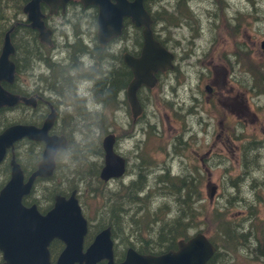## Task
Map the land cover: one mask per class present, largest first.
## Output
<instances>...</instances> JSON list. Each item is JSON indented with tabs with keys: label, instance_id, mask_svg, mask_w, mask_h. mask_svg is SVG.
<instances>
[{
	"label": "rangeland",
	"instance_id": "374dc122",
	"mask_svg": "<svg viewBox=\"0 0 264 264\" xmlns=\"http://www.w3.org/2000/svg\"><path fill=\"white\" fill-rule=\"evenodd\" d=\"M21 1H0V35L13 25L16 61L24 69L17 77L20 81L27 76V88H32L38 68L57 55L40 46L33 30L22 24ZM177 1L168 11L160 6L152 9L156 35L175 51L174 66L160 74L151 89H139L143 110L135 123L119 89L126 76L117 56L121 47L137 51L139 33L131 25L122 41L92 50L90 59L78 54L87 62L78 71L89 76L69 84L71 94L64 87L53 90L66 93L65 99H78L71 109L59 107L64 113L50 130L69 137L71 148L60 155L62 172L37 180L30 198L46 209L55 193L69 195L75 188L93 234L98 224L109 221L106 209L110 207L121 219L120 232L115 230L112 236L111 230L115 260L121 259L129 242L133 248L141 247L144 242L139 239L148 240L156 251L158 240L153 231L159 221L175 211L186 217L192 209L199 215H194L186 236L180 238L187 240L197 231L206 234L217 251L211 264H264V257L259 256L264 253V47H260L264 44V0H194L190 8L185 0ZM71 10L65 26L58 24L64 35L56 36L54 53L65 50L67 41L76 40L75 48H93L92 10ZM68 51L73 57L75 51ZM234 53L238 55L235 60ZM115 68L119 75L113 73ZM106 77L114 79L111 90L100 85ZM51 80L46 79V87ZM97 81L96 95L83 92L94 90ZM49 90L45 88L44 94L54 100ZM82 96L87 98L85 106ZM38 111L14 110L12 119L24 116L28 122L38 121ZM234 115L246 120L240 124L243 128L234 124ZM254 120L262 126L253 124L254 129H248L246 125ZM110 130L117 136L115 148L125 157L126 170L119 178L104 182L98 177L103 163L100 142ZM16 150L17 160L29 172L28 166L36 162L42 147L23 143ZM168 186L177 194H171ZM211 186L215 193L209 199ZM135 194L138 199L132 201ZM215 213L223 215L228 228L217 227Z\"/></svg>",
	"mask_w": 264,
	"mask_h": 264
},
{
	"label": "water",
	"instance_id": "95a60500",
	"mask_svg": "<svg viewBox=\"0 0 264 264\" xmlns=\"http://www.w3.org/2000/svg\"><path fill=\"white\" fill-rule=\"evenodd\" d=\"M45 2L56 7L65 5L67 0H29L23 5L29 25L39 31V38L50 43L49 30L45 29L39 3ZM84 4L94 3L99 6L98 35L102 44L106 39L117 35L121 29L122 16L128 15L134 25H142V44L139 54L123 55V61L130 68L132 78L125 88V96L133 119L140 114L142 107L136 96L141 86L151 88L156 85V73L173 67L172 53L155 39L152 34L151 18L142 5V0H81ZM0 50V81L11 80L14 72L9 56L14 51L10 42L9 31L3 37ZM210 91L209 86H206ZM20 98L8 93L0 86V106L13 105ZM31 102V98H21ZM55 112L51 110L40 126L33 124H11L0 132V162L15 141L26 137L42 143V150L35 168L26 177L19 162L12 154L9 162V178L0 189V248L3 250V264H206L214 254V246L206 234L197 231L190 238H180L176 248L165 252L141 253L131 247L120 260H115L114 239L111 226L105 225L93 234L88 243L87 218L83 215L77 199L76 189L69 195L55 193L52 206L41 213L35 204L24 206L22 198L33 187L37 178L48 179L54 173L56 154L66 147L67 139L63 134L50 133L54 125ZM115 136L107 133L101 139L103 164L99 178L107 181L117 178L125 171V158L114 150ZM25 178V180H24ZM211 186L209 196L214 194ZM53 239L62 242L63 247L51 263L49 246Z\"/></svg>",
	"mask_w": 264,
	"mask_h": 264
},
{
	"label": "flooded vegetation",
	"instance_id": "af4514ba",
	"mask_svg": "<svg viewBox=\"0 0 264 264\" xmlns=\"http://www.w3.org/2000/svg\"><path fill=\"white\" fill-rule=\"evenodd\" d=\"M27 1H29V0H22L23 4L21 5V8H20L21 10L23 8V5ZM127 1L131 2L132 0H127ZM142 1H143L142 2L143 8L145 9L146 12L149 13L150 18H151L150 27H151L153 36L159 41V43H161L164 47H166L168 50H170V52L173 55V57H172V59H173L174 56H175V51L168 46L167 42H165L163 39H160L159 36L156 35V32L154 30V24L156 22V18H155L154 12H152V9L155 10V9H157V7L160 6V7H163L164 9H166L168 11V10H171L172 7L176 6L178 4V1L177 0H142ZM179 1L184 2L183 0H179ZM185 1L187 2V4L190 3L189 4V8H190V5L192 3H194V0H185ZM110 2L111 3H115V0H110ZM174 2H176L175 5H174ZM162 3H164V5H162ZM64 4L65 5H63V6L57 4L56 7L51 8V6L48 5L45 2L41 1V3H39V5H40V13H41V17H42V21H43L44 27H45V29L49 30L48 38L50 40V43H48L46 41H43V40L42 41L40 40L39 31L29 25V21L26 18L27 17L26 13H24L23 10L21 11V14H22V16L24 18V21H22V24L26 25L27 28L33 30V32L35 33V41H37V43L39 42L38 44L40 46L46 47L48 50H52L51 52H53L52 54H53L54 57H55V55H57L55 60H52L50 62H44L43 66L38 68L39 74H38V77H37V82H35V85L32 88H27L28 87V85L26 83L27 79H28L27 76H25V75L21 76V80L20 81H19V79L17 77V74L18 73L20 74L24 69L21 67V65L19 66L17 61H16V58H18V54H17V45H15V42H13L14 41L13 40L14 39V35H13L14 33H13V30H12L13 29V27H12L13 25H10V28L8 27L2 33L3 35H0V50H1V47H2V44H3V42H2L3 41V37H4L5 33H7V31H9L10 42H12L13 47H14L13 53H11V55L9 56V59L13 63V66H14V72L12 74V79L11 80H6V79L1 80L0 81V86L3 88V90H6L8 93L9 92L13 93V94L17 95L20 98L18 100V102L13 104V105H10V106L2 105V106H0V132H2L5 128L11 126V124H15V123H18V124L25 123V124H33V125L35 124L37 126H40L42 124V122L45 120L47 114L49 112H51V110L55 112L54 122L58 121L59 117L61 116V113H64V111H62V112L59 111L60 110L59 107L61 105H65L67 108L71 109L72 102L74 100L78 99V97L77 98L76 97L75 98H70L69 97L68 99H65L64 96H66L65 95L66 93H68V94L70 93L71 94V92L69 90H67L68 85L73 83V81L76 82L77 80L79 81L80 78L83 79V77H88L89 76V75L83 73L82 71H78V69H79L78 66L80 64L84 65L85 63H87L86 60H85L86 58L83 59V55L87 54L88 58L90 59V57H92V50L94 51V50L107 49L114 42L122 41V39L124 38L125 32L129 29V26L132 25L133 30L134 31L136 30V33H139L138 34L139 40L141 39L139 48L135 52L133 50L128 49L127 47H125V48L121 47L118 50V56H117V60L119 61V64L122 66V68H124V70H123L124 73H125L124 76H126L121 81L122 84H125L124 88L123 89L119 88L120 92L124 93V96H125V88L127 86V83L129 82V80L132 78V72L130 71V68L127 66V64H125V62L123 61L122 58H123V55L125 54V52L129 53V54H131L133 56H137L139 54V51L141 49L140 47H141V44H142L141 32H142V29L144 28V26H142V25H140V26L134 25L132 20H131V17L128 16V15H124V16H122V19H121V26L122 27L120 29V32L117 35H113V36L109 37L108 39H106L101 44L99 42L98 38H97L98 29H99V27H98L99 6L97 4H94V3L84 4L81 0H67ZM88 8H90L92 10V15H93V19H92L93 46H91L93 48H91L90 51H88L86 48H83V46H78V47L75 48V46H76L75 44L77 43L76 40L72 41V42H68L67 41L65 43V46H64L65 50L63 49V51H59L60 52L59 54L58 53H54L55 49H57V46H56L57 43H56V40H55L56 36L62 37L64 35V30H62V28H59L58 24H60V26H65V21L67 19H69L66 15L68 14V11H70L71 9H72L71 11H75V10L77 11L79 9L88 10ZM163 8H161V9L163 10ZM64 16H65V18H64ZM16 24H17V22L15 23V25ZM67 29L69 31V28H67ZM226 33L229 35V33L227 31H225V34ZM90 44L92 45V41H91ZM260 47L261 48L264 47L263 42L260 43ZM68 50H72L73 53L75 51L73 57L72 56L70 57V55L68 54V52H69ZM66 51H67V53H66ZM78 54H83V55H78ZM74 56L75 57L77 56V57L74 58ZM237 57H238V55H235V53H234L233 59L235 60ZM88 58H87V60H88ZM56 63H58L59 65L57 66ZM59 66H61V67H59ZM173 66H174V63H173ZM171 69H173V67ZM171 69H169V70H171ZM115 70L116 71H114L113 73H116L117 75H119L118 69L115 68ZM163 73H165V72H163ZM48 78H52V80L50 81V84H48V87H46L45 86L46 79H48ZM101 82H102V79H101ZM31 84H32V82H31ZM95 84H96V82H94V86H95ZM57 86L59 88H62V87L66 88V91H65L66 93L64 94L60 89H58L56 92H53V90H55V88ZM49 87H52V88H49ZM45 88H47L48 90L52 89V90H49V91L54 94V96H55L54 100L52 98H50V96L48 94H44ZM97 90H98V87L96 86V87H94V90L92 88L91 89L85 88L83 90V92L85 93V92L93 91L95 93V95H96ZM138 91L136 93V96L138 94ZM209 92H211V88H210ZM22 97H24L26 99L31 98V102H26L25 100H22L21 99ZM82 97L84 98V96H82ZM137 97H138V102H139L140 101L139 100V96H137ZM85 99H87V98H84V106H85ZM126 101H127V99H126ZM139 104H140V102H139ZM127 105L129 106L128 102H127ZM243 107H245V106H242V105L240 106V108H243ZM36 109L39 110L38 111L39 112L38 121L28 122L27 119H23L24 116H22V119H20V120L14 121L12 119L13 115H14V113H13L14 110H19L20 112L28 113L27 110L28 111L29 110L34 111ZM130 112H131V108H130ZM131 115H132V113H131ZM139 116L137 115L134 118L135 120L132 119V117H131L132 122L135 123ZM234 116L236 117V118H234V120H235L234 124L236 126L238 125L239 128H243V126H241L240 124L244 125V123H241V122L242 121L245 122L246 120L243 119L242 116H238V115H234ZM238 117L240 119H238ZM253 124H256V125L259 124L260 126H262V124L258 120L250 121V123L248 125H246V126H248V129H249V126L252 129H254V125ZM53 127H54V125L52 126V128ZM106 133H114V132H112L110 130V131H107ZM114 135H115V141H114V144H115L117 136H116L115 133H114ZM23 143L27 144L28 146H30L32 143H37L40 148L42 147V143L41 142L32 141L31 139H28L26 137H23V139H21V140L15 141L13 143L12 149H8L6 151L4 158L0 162V175H2L0 177V189L2 188L4 183L8 180L9 175H10V172H9V162H10V160L9 159L12 156V154L16 158V155H17L16 147L18 145L23 144ZM100 144H101V142H100ZM246 146H249V145H246ZM247 148L248 147H246V149ZM31 150H32L31 148H27L26 149V151H31ZM115 151H116V148H115ZM116 153H119V152L116 151ZM38 158H37V160H38ZM16 160H17V158H16ZM37 160H36V162H37ZM36 162L34 163L33 168L31 167L29 169V172L25 171L22 168V166H21V164L19 162L20 167H21L22 171L24 172V177H26L30 172H32V170L35 168ZM125 162H126V159H125ZM48 179L37 178V180H48ZM24 180H25V178H24ZM37 180H35L34 185L37 183ZM34 185L31 188V190L27 194H25V196L22 198V204L24 206H28V205H31V204H35L36 205V199L33 198V197H32V199L30 198V195H31L30 193H31V191L34 188ZM52 202H53V196H52L51 204H52ZM51 204L49 206H47L46 209H40L39 206H37V205L36 206H37V208L39 209V211L41 213H44L45 211H47L52 206ZM123 255H124V253H123ZM123 255H122V257H123ZM122 257H121V259H122ZM4 262H5V259H4V255H3V250L0 248V264H3Z\"/></svg>",
	"mask_w": 264,
	"mask_h": 264
},
{
	"label": "trees",
	"instance_id": "16d2710c",
	"mask_svg": "<svg viewBox=\"0 0 264 264\" xmlns=\"http://www.w3.org/2000/svg\"><path fill=\"white\" fill-rule=\"evenodd\" d=\"M112 82H114V79L113 78L110 79L109 77H106V78H103L102 79V82H100V85L102 86V88L111 90L114 87V85H113ZM96 83H98V81ZM124 85L125 84L120 83V88L123 89L124 88ZM70 143H71V140L68 137V139H67V145H66L67 147L64 150L59 151L58 154H57V156H56V165H55V169H54L55 172H54V174L51 177H53L55 175H58V174H60V172H62L60 170L61 169L60 167H62L60 155H62L68 149L70 150V148H71ZM69 146H70V148H69ZM101 154H102V152H101ZM33 165H34V163H31L28 166L29 169L31 167L33 168ZM75 173H76V170L70 172V174H75ZM96 175H97V173H96ZM163 176H164V174H163ZM78 180H80V178ZM135 181L136 180L132 181V183L139 182V181H136V182ZM72 186H74V185H72ZM169 189H170V187H169ZM169 192H171V194H177L174 191H172V189H170ZM132 195L133 194H131V196ZM182 195H185V194L182 193ZM137 199H138V197L136 196V194H135V197H132L131 198L132 201H135ZM166 207L167 206L165 205L162 209H164ZM177 207H178V205H177ZM192 207H193V205H192ZM105 208H107V207H105ZM159 208H161V207H159ZM177 211L178 212L181 211V208L178 207ZM106 212H107L109 221L106 224H98L97 225V229H100V228H102L105 225H110L111 226V230H112V236H114L115 235V230L116 231L118 230L120 232L121 226H120L119 222H120L121 219L119 218V215L117 216V214H115L114 212H111L110 207H108V211L106 209ZM106 212L102 211V214L106 215ZM175 213H173V215H171V217H168V219L159 221V223H158L159 225L156 226L155 230L153 231V236L155 238H157V240H158L157 241V244H156V246H158V249L156 251L155 250H152L151 247H149V241L146 240V239L145 240L139 239L140 242H144V244H142V246L139 247V248H135V247L133 248L132 247L133 245L130 242L127 245H129V247H131L133 249H136L138 252H141V253L149 252V253H153V254H158L159 252L167 251L170 248H175L176 242L178 240H180V237L186 236L185 235V232L193 224L192 223L193 222L192 220H193L194 215L195 216L196 215H199V212H197L196 214H194V211L191 209V212L186 217L184 216V214H181V215L177 216L178 214H177L176 211H175ZM215 215L219 216L218 221H216V223L218 222L217 227L221 229L220 225L221 226L223 225L224 227L228 228L227 227L228 223L224 220L223 215H221L220 213H218V214L215 213ZM135 229H139V228H135ZM93 232H94V230H92V232H89L88 231V234L86 235V243H88L89 240H91V238H89V236L91 234H93ZM135 237H137V236H135ZM209 240L211 241L210 238H209ZM212 244L214 245V243H212ZM62 247H63V244H62L61 241H59L57 239L52 240L51 245L49 246L50 253H52V258L56 257V255L59 253V251L62 249ZM261 251H263V250H261ZM215 255L212 256V258L207 262V264H211L212 263V259L215 257ZM259 256L264 257V253H260Z\"/></svg>",
	"mask_w": 264,
	"mask_h": 264
},
{
	"label": "bare ground",
	"instance_id": "6f19581e",
	"mask_svg": "<svg viewBox=\"0 0 264 264\" xmlns=\"http://www.w3.org/2000/svg\"><path fill=\"white\" fill-rule=\"evenodd\" d=\"M152 31V30H151ZM156 39V38H155ZM157 40V39H156ZM158 41V40H157ZM172 64H173V60H172ZM154 87V86H153ZM142 110H143V108H142ZM142 110H141V112H142ZM141 112H140V114H141ZM133 118V117H132ZM135 120V119H134ZM71 133V132H70ZM99 150V149H98ZM96 160V159H95ZM153 175V174H152ZM157 177V176H156ZM190 238V237H189ZM209 239V238H208ZM185 240V239H184ZM211 242V241H210ZM212 243V242H211ZM213 245V244H212ZM214 246V245H213ZM214 251H215V253H216V247L214 246ZM208 262V261H207Z\"/></svg>",
	"mask_w": 264,
	"mask_h": 264
}]
</instances>
